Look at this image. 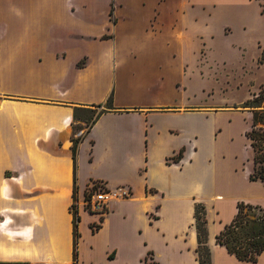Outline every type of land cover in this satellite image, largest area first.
<instances>
[{
  "label": "crops",
  "instance_id": "1",
  "mask_svg": "<svg viewBox=\"0 0 264 264\" xmlns=\"http://www.w3.org/2000/svg\"><path fill=\"white\" fill-rule=\"evenodd\" d=\"M170 1L219 0H0V264H74L71 205L94 184L132 194L112 200L96 230L101 215L79 206L80 264H200L198 201L213 264H264V251L242 260L216 242L239 200L264 205V180L250 178L251 144L250 157L230 121H217L221 105L142 89L137 62L152 53L133 34L158 38ZM171 28L181 43L177 22ZM178 66L184 72L182 56ZM111 93L115 108L89 124L74 152L86 127L77 108L101 109Z\"/></svg>",
  "mask_w": 264,
  "mask_h": 264
},
{
  "label": "rangeland",
  "instance_id": "2",
  "mask_svg": "<svg viewBox=\"0 0 264 264\" xmlns=\"http://www.w3.org/2000/svg\"><path fill=\"white\" fill-rule=\"evenodd\" d=\"M194 2H166L169 10L159 24L163 29L158 38H148L145 31L133 34L134 41L150 46L152 53L148 64L141 59L137 62L142 71V89L152 96L158 92L174 95L183 105H221L215 107L222 109L217 121H230L236 145L251 157L252 148L245 131L251 127L252 112L241 104L264 92V0ZM175 22L178 31L185 35L181 43L178 33L171 28ZM168 41L171 45L161 50L159 46ZM181 56L184 72L178 66ZM93 112L80 114L90 116ZM84 125L86 132L89 124Z\"/></svg>",
  "mask_w": 264,
  "mask_h": 264
},
{
  "label": "trees",
  "instance_id": "3",
  "mask_svg": "<svg viewBox=\"0 0 264 264\" xmlns=\"http://www.w3.org/2000/svg\"><path fill=\"white\" fill-rule=\"evenodd\" d=\"M114 6L111 9L113 21ZM110 36V35H105ZM82 59L79 64L84 63ZM114 96L111 93L106 101L105 107L97 109L96 104L94 108L85 107L77 108L75 118H82L87 124L94 121L102 112L115 108ZM264 92L255 94L254 96L246 99L241 106L247 108L252 112L251 127L245 132L246 136L250 139V144L254 150V168L250 173L251 179L264 180ZM237 106V105H236ZM239 106V105H238ZM93 110L90 116L81 115V111ZM81 137L73 138V150L76 152L78 142ZM182 148L177 154L173 156L174 159H179L183 154ZM238 210L233 219L226 223L224 228L216 234V242L224 245L227 250L237 256L239 259L248 261H257L260 254L264 251V205L260 203H253L245 200H239L237 203ZM103 215L100 217V223H92L91 227L96 230L103 221ZM81 220L80 214L74 213V264L79 262L78 243L81 232L79 230V222ZM206 205L202 201L195 204V226L198 233V246L196 247L197 258L200 264H213L211 258V249L208 245V228H207ZM147 264H157L153 261L146 259Z\"/></svg>",
  "mask_w": 264,
  "mask_h": 264
},
{
  "label": "built area",
  "instance_id": "4",
  "mask_svg": "<svg viewBox=\"0 0 264 264\" xmlns=\"http://www.w3.org/2000/svg\"><path fill=\"white\" fill-rule=\"evenodd\" d=\"M84 134V129H80L77 133L80 137L84 136ZM131 194V188L127 185L107 188L100 184H94L87 189L82 203L79 200H74L71 209L75 213L78 211L79 206L82 205L84 209L99 213L102 216L108 210V205L112 200L127 198Z\"/></svg>",
  "mask_w": 264,
  "mask_h": 264
}]
</instances>
